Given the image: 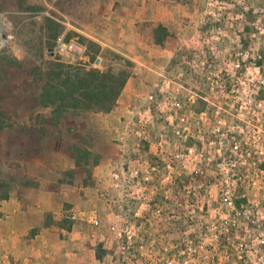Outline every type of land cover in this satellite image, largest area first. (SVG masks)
Listing matches in <instances>:
<instances>
[{
  "label": "rangeland",
  "instance_id": "rangeland-1",
  "mask_svg": "<svg viewBox=\"0 0 264 264\" xmlns=\"http://www.w3.org/2000/svg\"><path fill=\"white\" fill-rule=\"evenodd\" d=\"M121 7L136 14L127 16ZM0 22L8 38H0V57L18 63L0 61V180L9 195L0 199V264H13V251L47 225L54 227L55 238L44 264H54L53 258L58 264H184L189 255L180 248L190 227L207 233L192 238L194 245L204 247L193 264H230L233 258L219 252L222 247L205 226L219 225L217 217L226 213L219 192L201 188L204 181L212 184L214 176L205 180L182 174V183L176 184L185 187L146 190L138 184L145 173L139 167L143 160L154 162L153 144L162 135L172 149L187 145L159 110L158 105L171 99L182 105L194 134L215 137L212 125L218 118L230 126L239 119L241 130L232 133L264 140V126L259 125L264 123V103L263 108L257 103L264 96L254 92L264 81V60L238 62L235 57L251 49L263 56L264 0H0ZM159 24L168 30L161 45L153 38ZM59 37L80 48L58 53ZM80 37L102 47L101 58L95 60L98 68L125 69L130 77L112 112L69 113L56 126L50 111L35 101L40 78L57 59L91 67ZM149 95L155 102L149 103ZM148 105L149 142L141 143L131 131ZM215 143L205 146L214 161ZM74 146L88 149L97 163L91 157L87 165H76ZM187 191L192 206L184 205ZM204 203L210 222L194 228L187 215L204 214L199 206ZM171 210L175 221L167 217ZM91 212L93 223L85 218ZM58 226L66 230L61 233ZM253 241L251 231L246 245L253 247ZM164 247L173 250L161 253ZM257 250L262 254L250 264H260L264 257Z\"/></svg>",
  "mask_w": 264,
  "mask_h": 264
},
{
  "label": "built area",
  "instance_id": "built-area-1",
  "mask_svg": "<svg viewBox=\"0 0 264 264\" xmlns=\"http://www.w3.org/2000/svg\"><path fill=\"white\" fill-rule=\"evenodd\" d=\"M78 48H80L79 45L66 43L63 37L57 39L56 49L60 54L68 55ZM235 57L238 62L245 59L252 61L264 60V54L263 56L259 55L253 49L248 51L246 55L237 52L235 53ZM90 66L99 67L95 61ZM237 67H239V63H237ZM259 90H264V81L262 85L255 88L254 92L256 95H258ZM147 100L149 103L155 102L153 95H149ZM257 103L260 108H263L262 103H264V100H258ZM158 106L161 108L159 110L164 113V118L173 124L175 136L183 144L187 145L181 149H172L170 148V139L166 135L160 136L158 143L153 144L157 148L152 153L154 162L150 163L146 160L140 162V172L145 173L138 178V184L146 190H175L182 186L185 187V183L182 185L176 184L182 183V174H188L189 176L196 174L205 180L208 174H212L214 176L212 177V184L210 181H204V185L201 188H204V191L216 189L219 192L221 206L226 211L223 216H219L216 219L220 224L213 225L212 228L208 229L206 223H209L210 220L207 216V210L204 209L205 203L204 205H199L202 212L204 209V214H201L197 218L189 213L187 218L193 222L194 228L199 226V222L206 224L208 232H211L212 241L219 242L218 246L222 247L219 249V252L223 253L228 260H230V257L233 258L230 264H250L252 257H255L258 253L262 254L257 249H261L264 252V143L252 145L251 142L260 143L264 142V140H255L254 136L250 137L251 135L245 137L244 134L239 133L237 135L232 133L230 130H235L236 128L241 130L240 126L242 123H240L239 119H237L236 125L230 126L228 120H224L223 122L221 118H218V123L212 125L216 127L214 131L217 132L215 137H207L201 132L194 134L190 129L186 117L182 114V105L179 101L171 99L165 106ZM150 111L151 106L148 105L144 113L139 114L136 129L133 132L131 131L133 136L141 143L149 142L147 127L150 124V119L145 113H150ZM254 117L256 116L253 115ZM252 120L257 123L260 122L256 118ZM263 124L259 123V125L264 126ZM226 127L229 128L227 131L224 130ZM192 141L197 142L199 148L198 146L189 145ZM212 142H216L214 144L215 152H217L215 161L213 156L208 153V150L205 151V146H211ZM213 163L215 165L214 168L212 167ZM115 178H118V176L115 175ZM258 178H261V180ZM245 191L251 193L252 200L248 198ZM255 193L259 195L261 200L254 197L256 196ZM190 194L189 191L184 194L186 201ZM144 200L148 201L149 199L146 197ZM186 201L184 203L185 206H192L191 202ZM168 206L171 207V203H168ZM81 216L85 217L83 213ZM167 217L173 221L177 220V215H175L173 210L168 212ZM72 218L75 219L76 214ZM85 218L87 221L93 223V220L96 219L95 213L91 212ZM189 230H191V227ZM189 230H187L188 232H183L185 247L183 246V249L180 248L181 254L189 255L184 264H193L196 255L202 253V251L204 252L203 245H194L192 238L207 236V233L197 232L196 229ZM251 231L254 240L253 247H248L246 245V238ZM124 235L127 238H131L132 236L128 231L124 232ZM236 235L238 237H235ZM219 236L221 240H219ZM172 250L169 247H164L160 252L165 254L171 253ZM190 255H193V257L190 258ZM162 258L163 256H161ZM259 262L260 264H264V257H260Z\"/></svg>",
  "mask_w": 264,
  "mask_h": 264
},
{
  "label": "trees",
  "instance_id": "trees-1",
  "mask_svg": "<svg viewBox=\"0 0 264 264\" xmlns=\"http://www.w3.org/2000/svg\"><path fill=\"white\" fill-rule=\"evenodd\" d=\"M168 30L159 24L153 29V38L156 44L164 43ZM80 43L85 47V54L89 65L97 58H101L102 47L93 41L80 37ZM5 64L17 65V61L10 57H0ZM130 73L125 69L108 67H83L64 63L59 59L51 61L45 73L40 78L42 85L35 101L44 109H48L49 119L53 125H58L65 114H81L91 112L107 114L112 112L121 96ZM259 95L264 96V90H259ZM264 100V99H263ZM76 165L88 164L91 157L97 163V156L88 149L74 146L71 148ZM5 185L0 180V199L9 198ZM101 249V246H99ZM101 252V250H100ZM103 256L98 254L101 260Z\"/></svg>",
  "mask_w": 264,
  "mask_h": 264
},
{
  "label": "crops",
  "instance_id": "crops-1",
  "mask_svg": "<svg viewBox=\"0 0 264 264\" xmlns=\"http://www.w3.org/2000/svg\"><path fill=\"white\" fill-rule=\"evenodd\" d=\"M128 10H132V9L121 7V12L124 11L123 14L127 16L136 14L134 11L129 12ZM119 43L122 44L121 42ZM52 229H54L53 226L47 225L46 227L41 228L40 230L34 232L33 235L30 236L29 238H26L25 245L23 246L20 245V247H18L16 251H13L15 252L14 254L11 253L13 254L12 257L14 262L13 264H44V259H46V256L49 255L47 251L48 246L54 243L55 236L52 235L54 232V230ZM57 229L61 233L64 232V230H66L61 226H58ZM58 230L57 232H59ZM53 263L58 264L57 260L54 258H53Z\"/></svg>",
  "mask_w": 264,
  "mask_h": 264
},
{
  "label": "bare ground",
  "instance_id": "bare-ground-1",
  "mask_svg": "<svg viewBox=\"0 0 264 264\" xmlns=\"http://www.w3.org/2000/svg\"><path fill=\"white\" fill-rule=\"evenodd\" d=\"M7 30V27L4 26L1 22H0V38L1 36L4 34V32Z\"/></svg>",
  "mask_w": 264,
  "mask_h": 264
},
{
  "label": "water",
  "instance_id": "water-1",
  "mask_svg": "<svg viewBox=\"0 0 264 264\" xmlns=\"http://www.w3.org/2000/svg\"><path fill=\"white\" fill-rule=\"evenodd\" d=\"M2 38H3L4 40H8V38L6 37V35H2Z\"/></svg>",
  "mask_w": 264,
  "mask_h": 264
}]
</instances>
